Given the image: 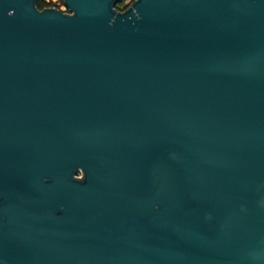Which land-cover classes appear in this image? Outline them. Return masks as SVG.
<instances>
[{
  "label": "water",
  "instance_id": "95a60500",
  "mask_svg": "<svg viewBox=\"0 0 264 264\" xmlns=\"http://www.w3.org/2000/svg\"><path fill=\"white\" fill-rule=\"evenodd\" d=\"M0 0V264H264V0Z\"/></svg>",
  "mask_w": 264,
  "mask_h": 264
},
{
  "label": "rangeland",
  "instance_id": "374dc122",
  "mask_svg": "<svg viewBox=\"0 0 264 264\" xmlns=\"http://www.w3.org/2000/svg\"><path fill=\"white\" fill-rule=\"evenodd\" d=\"M48 2H50L51 4L55 3L56 5H58V7L62 8V9H67L64 2L62 0H46ZM131 0H120L119 5L123 6L124 4L127 5Z\"/></svg>",
  "mask_w": 264,
  "mask_h": 264
},
{
  "label": "trees",
  "instance_id": "16d2710c",
  "mask_svg": "<svg viewBox=\"0 0 264 264\" xmlns=\"http://www.w3.org/2000/svg\"><path fill=\"white\" fill-rule=\"evenodd\" d=\"M63 1V0H62ZM64 2V1H63ZM119 2L120 1H118L117 3H116V6L117 7H119V8H124L126 5L124 4L123 6H120L119 5ZM36 3H37V5L39 6V7H43V6H45V5H50L51 3L50 2H48V1H46V0H36ZM53 4H55V3H53Z\"/></svg>",
  "mask_w": 264,
  "mask_h": 264
},
{
  "label": "built area",
  "instance_id": "2783aa9c",
  "mask_svg": "<svg viewBox=\"0 0 264 264\" xmlns=\"http://www.w3.org/2000/svg\"><path fill=\"white\" fill-rule=\"evenodd\" d=\"M128 2H130V1H128ZM52 5H56V4H52ZM57 6V5H56Z\"/></svg>",
  "mask_w": 264,
  "mask_h": 264
},
{
  "label": "flooded vegetation",
  "instance_id": "af4514ba",
  "mask_svg": "<svg viewBox=\"0 0 264 264\" xmlns=\"http://www.w3.org/2000/svg\"><path fill=\"white\" fill-rule=\"evenodd\" d=\"M50 5H52V4H50ZM58 6V5H57Z\"/></svg>",
  "mask_w": 264,
  "mask_h": 264
}]
</instances>
